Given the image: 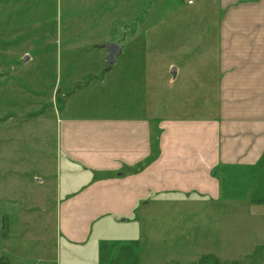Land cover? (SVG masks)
<instances>
[{
	"label": "rangeland",
	"instance_id": "obj_1",
	"mask_svg": "<svg viewBox=\"0 0 264 264\" xmlns=\"http://www.w3.org/2000/svg\"><path fill=\"white\" fill-rule=\"evenodd\" d=\"M224 13L221 0H0V264H56L64 107L140 106L150 119L214 107ZM107 41L124 48L110 70ZM250 213L219 201L140 205L143 238L122 263L264 264Z\"/></svg>",
	"mask_w": 264,
	"mask_h": 264
},
{
	"label": "crops",
	"instance_id": "obj_2",
	"mask_svg": "<svg viewBox=\"0 0 264 264\" xmlns=\"http://www.w3.org/2000/svg\"><path fill=\"white\" fill-rule=\"evenodd\" d=\"M221 1L214 107L153 119L140 106L62 110L56 264L131 263L120 255L143 238L135 211L153 201L250 205L264 234V0Z\"/></svg>",
	"mask_w": 264,
	"mask_h": 264
},
{
	"label": "water",
	"instance_id": "obj_3",
	"mask_svg": "<svg viewBox=\"0 0 264 264\" xmlns=\"http://www.w3.org/2000/svg\"><path fill=\"white\" fill-rule=\"evenodd\" d=\"M99 46L107 49L108 55L106 58V68L107 70H110L112 65L117 63V57L122 54L123 47L119 43L114 41H107ZM25 58L28 59V57ZM172 71L176 75L175 67H172ZM19 264H23V263H19Z\"/></svg>",
	"mask_w": 264,
	"mask_h": 264
},
{
	"label": "built area",
	"instance_id": "obj_4",
	"mask_svg": "<svg viewBox=\"0 0 264 264\" xmlns=\"http://www.w3.org/2000/svg\"><path fill=\"white\" fill-rule=\"evenodd\" d=\"M190 2L192 3V2H193V0H190Z\"/></svg>",
	"mask_w": 264,
	"mask_h": 264
}]
</instances>
